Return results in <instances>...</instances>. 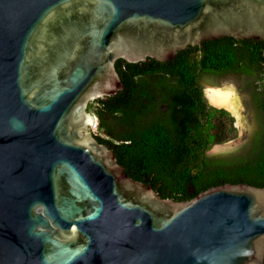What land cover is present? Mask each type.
Returning a JSON list of instances; mask_svg holds the SVG:
<instances>
[{
  "label": "water",
  "instance_id": "water-1",
  "mask_svg": "<svg viewBox=\"0 0 264 264\" xmlns=\"http://www.w3.org/2000/svg\"><path fill=\"white\" fill-rule=\"evenodd\" d=\"M224 37L264 41V0H0V264H264V187L162 198L88 111L119 59Z\"/></svg>",
  "mask_w": 264,
  "mask_h": 264
},
{
  "label": "trees",
  "instance_id": "trees-1",
  "mask_svg": "<svg viewBox=\"0 0 264 264\" xmlns=\"http://www.w3.org/2000/svg\"><path fill=\"white\" fill-rule=\"evenodd\" d=\"M150 61H118L124 89L88 109L99 119L96 138L114 150L125 172L175 201L227 183L264 187V130L245 154L207 156L238 131L232 114L212 106L198 83L200 73L260 74L255 98L264 117V41L224 37L164 63Z\"/></svg>",
  "mask_w": 264,
  "mask_h": 264
},
{
  "label": "rangeland",
  "instance_id": "rangeland-1",
  "mask_svg": "<svg viewBox=\"0 0 264 264\" xmlns=\"http://www.w3.org/2000/svg\"><path fill=\"white\" fill-rule=\"evenodd\" d=\"M260 80V74L251 77L245 74L217 75L204 73L201 75L200 84L206 88L207 97H210L212 89L228 94V99L221 100L220 103L219 101L212 102L215 103L212 106L228 109L231 114H234V125L238 131L236 138L223 144L214 145L209 149L207 151L208 157L226 156L243 150L247 145L254 142L257 134L263 132L264 117L260 104L255 98L262 83ZM227 102H233V111L227 107Z\"/></svg>",
  "mask_w": 264,
  "mask_h": 264
},
{
  "label": "flooded vegetation",
  "instance_id": "flooded-vegetation-1",
  "mask_svg": "<svg viewBox=\"0 0 264 264\" xmlns=\"http://www.w3.org/2000/svg\"><path fill=\"white\" fill-rule=\"evenodd\" d=\"M152 58H148L146 61H144V63H149V62H151L150 60H151ZM120 60H123V59H119L118 61H120ZM152 60H156V59H152ZM118 61L116 62V66H117V63H118ZM125 61V60H124ZM157 61V60H156ZM169 61V60H168ZM127 62V61H126ZM167 62V61H166ZM129 63V62H128ZM140 63H143V62H140ZM164 63V62H163ZM130 64H133V63H130ZM136 64H139V63H136ZM202 74H204V73H200V75H198V83L200 84V78H201V75ZM231 74H238L237 72L236 73H226L225 75H231ZM122 80V79H121ZM124 85V84H123ZM201 85V84H200ZM202 87H203V89H204V93H205V95H206V88L204 87V85H201ZM120 92V91H119ZM118 92V93H119ZM117 95V94H116ZM206 97H207V95H206ZM108 98V97H107ZM106 98V99H107ZM106 99H102V100H106ZM207 99H208V97H207ZM98 100H100V99H98ZM209 100V99H208ZM97 101V100H96ZM92 102H95V101H92ZM210 102V101H209ZM91 103V102H90ZM90 105V104H89ZM88 109H89V107H88ZM89 111V110H88ZM94 115V114H93ZM94 116H96V115H94ZM98 125H99V119H98V117L96 116V125L94 126V128L92 129V132H93V135H94V137L96 138V133H98ZM97 139V138H96ZM98 140V139H97ZM99 141V140H98ZM101 144H103V143H101ZM105 145V144H104ZM107 146V145H106ZM108 148H110L109 146H107ZM111 149V148H110ZM113 152H114V150L113 149H111ZM240 151V152H239ZM239 151H236L235 153H232V154H230V155H228V156H231V157H233V156H235V155H239V154H245L246 153V151H247V149H244V150H239ZM115 153V152H114ZM116 155V154H115ZM116 157H117V155H116ZM117 159H118V157H117ZM118 163H119V161H118ZM120 164V163H119ZM121 165V164H120ZM125 169V168H124Z\"/></svg>",
  "mask_w": 264,
  "mask_h": 264
},
{
  "label": "bare ground",
  "instance_id": "bare-ground-1",
  "mask_svg": "<svg viewBox=\"0 0 264 264\" xmlns=\"http://www.w3.org/2000/svg\"><path fill=\"white\" fill-rule=\"evenodd\" d=\"M228 94H225V93H221L220 91H217L216 89H212L211 91H210V97L208 96V99H209V101L212 103V102H215V101H219V103L220 102H222L223 100H226V99H228ZM213 101H212V100ZM222 100V101H221ZM212 104H214L215 105V103H212ZM226 105H227V107H229V108H231L232 109V111H233V109H234V104H233V102H227L226 103Z\"/></svg>",
  "mask_w": 264,
  "mask_h": 264
}]
</instances>
